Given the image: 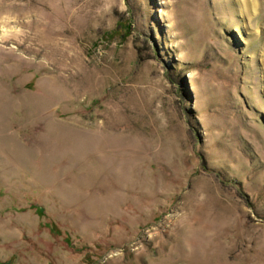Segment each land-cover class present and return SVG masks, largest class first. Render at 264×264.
Here are the masks:
<instances>
[{
	"label": "rangeland",
	"instance_id": "374dc122",
	"mask_svg": "<svg viewBox=\"0 0 264 264\" xmlns=\"http://www.w3.org/2000/svg\"><path fill=\"white\" fill-rule=\"evenodd\" d=\"M0 264H264V0H0Z\"/></svg>",
	"mask_w": 264,
	"mask_h": 264
},
{
	"label": "bare ground",
	"instance_id": "6f19581e",
	"mask_svg": "<svg viewBox=\"0 0 264 264\" xmlns=\"http://www.w3.org/2000/svg\"><path fill=\"white\" fill-rule=\"evenodd\" d=\"M247 5V4H246ZM247 11V10H246Z\"/></svg>",
	"mask_w": 264,
	"mask_h": 264
}]
</instances>
